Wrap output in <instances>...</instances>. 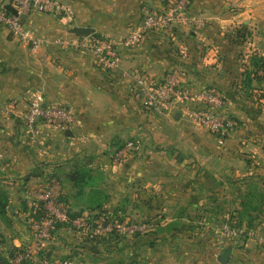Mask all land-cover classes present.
<instances>
[{"label":"crops","instance_id":"1","mask_svg":"<svg viewBox=\"0 0 264 264\" xmlns=\"http://www.w3.org/2000/svg\"><path fill=\"white\" fill-rule=\"evenodd\" d=\"M60 1L72 15L35 12L26 18L42 40L35 49L0 27V107L17 102L15 113L0 118V190L10 200V224L0 218V257L29 241V233L18 229L26 219L27 193L55 175L73 212L161 219L165 230L127 240L135 252L124 264H212L207 247L214 238L207 244L200 235L229 216L244 228L230 262L264 264V213L248 209L259 203L252 187L262 190L264 200V0H190V13L205 22L203 28L184 22L172 34L151 32L133 46L120 45L121 68L114 74L99 68L92 54L56 41L76 35L74 26L121 41L146 9L163 8L169 0ZM176 67L196 88L224 95L223 113L240 122L234 134H212L180 100L157 118L143 109L133 74L161 78ZM39 91L46 103L76 115L74 135L56 125L40 124L37 133L28 129L23 113ZM135 136L143 147L114 164L115 151ZM83 168L93 180L79 192L73 179ZM222 204L232 207L230 215L219 210ZM11 224L15 234L8 232ZM193 241L183 261L178 250Z\"/></svg>","mask_w":264,"mask_h":264},{"label":"built area","instance_id":"2","mask_svg":"<svg viewBox=\"0 0 264 264\" xmlns=\"http://www.w3.org/2000/svg\"><path fill=\"white\" fill-rule=\"evenodd\" d=\"M189 7L190 0H169L163 8L146 9L141 21L121 41L107 35L90 34L73 35L56 42L64 48L92 54L99 68L108 74H114L121 68L120 45L133 46L151 32L172 34L174 28L184 22H191L198 29L203 28L205 22L191 16ZM35 12L72 15L71 7L60 0H0V27L6 28L13 38L26 42L35 49L41 45L42 40L26 24V18ZM185 75L184 69L176 67L161 78L148 72H137L132 77L143 107L155 113H163L168 103L180 100L194 121L212 134L221 138L234 134L240 127V122L237 118L223 113L222 108L226 104L224 95L215 89L196 88L184 80ZM16 108V101L1 106L0 118L15 113ZM23 117L32 133H37L40 124L56 125L62 130L73 129L76 124V115L68 107L46 103L40 91L33 95ZM141 148L139 141H124L113 154V163H122ZM27 195L31 203L24 215L30 228V239L26 244L16 246L20 250L13 256H4L0 264H36L39 261L43 264H73V260L69 258L42 254L47 242L55 238L54 231L58 225H65L73 232L90 239L100 240L109 239L116 234L128 237L142 235L161 225L158 218L132 221L117 216L108 219L106 215L94 218L90 213H80L72 217V209L61 198L63 184L56 176L30 190ZM220 227L216 230L212 226L214 234L217 235L210 251V258L214 261L212 264H237L222 263L219 258L224 248L243 235L244 228L232 224L230 219L222 222Z\"/></svg>","mask_w":264,"mask_h":264},{"label":"rangeland","instance_id":"3","mask_svg":"<svg viewBox=\"0 0 264 264\" xmlns=\"http://www.w3.org/2000/svg\"><path fill=\"white\" fill-rule=\"evenodd\" d=\"M189 14L191 15V16H196V15H194V14H191L190 13V11H189ZM143 109H145V111L150 115V116H152V117H155V118H157V116H161V115H164V112L163 113H161V112H157V113H155V112H152V110H150V109H147V108H143ZM219 138H221V137H219ZM225 138V137H224ZM130 139H134V140H136V141H139V142H141V144H142V147H143V140H142V138H140L139 136H135V137H133V138H130ZM127 140H129V139H127ZM66 182H69V180H67L66 179ZM252 192H253V195L257 198V199H259L258 201H259V203L261 204V206L263 207V208H259V207H261V206H259L258 204L257 205H253V206H248V209H250V207H255V209L254 210H252V211H259V213L257 212V215L256 216H261L264 212V200L262 199V196H263V193H262V190H259L258 188H253L252 187ZM236 193L235 194H239L240 192H238V190H236L235 191ZM29 193V192H28ZM263 202V203H262ZM31 203V200H29L28 202H27V199H26V204H28V207L30 206L29 204ZM225 204H222V207L223 208H219V210L221 209V210H223V215H226L227 213L230 215V208H232V207H229V210H228V207L227 206H224ZM213 206V205H212ZM214 206H217V205H214ZM215 211L217 212L218 210L216 209V210H214L213 212L215 213ZM227 213H226V212ZM24 212V211H23ZM27 211H25V213H26ZM222 215V217H224ZM120 218H122V216H124L123 218H129L130 220H132V221H142V220H146V219H149V218H141V219H137V218H133V217H130V214H123V215H118ZM0 218H2L3 219V217L2 216H0ZM228 219H230V216L228 217ZM232 219V218H231ZM236 219V218H235ZM221 221H222V219H220ZM27 220L26 219H24L23 218V220L22 221H20V223L22 222V226L21 225H19V228L18 229H20V231L22 232V233H24V235H25V237H26V235L29 233L28 231H29V228H28V222H26ZM214 221H216L215 219H212L211 220V222L212 223H216V222H214ZM218 221V220H217ZM220 221V222H221ZM8 224H10V220L8 219V221H6ZM160 222H161V220H160ZM224 222V221H223ZM207 225H209L208 223H206ZM217 224H218V222H217ZM236 224H237V222H236ZM206 225H204V227H205ZM220 226H221V224H220ZM219 225H215V228H216V230H218V229H220L221 227H220ZM12 224H11V226H8V228H9V231L8 232H12ZM17 228V227H16ZM60 228V229H59ZM58 228V232L57 233H55L54 235H55V240L54 239H52V240H50L49 242H47V245H46V247L44 248V250L42 251V254L43 255H45V253L49 250V249H54V248H57V249H60V250H65V251H63L62 253H59L58 251L57 252H55L57 255H65L66 253H67V251H68V246H69V240L68 239H72L73 237H72V233H73V231L72 230H70L69 228H67L65 225L64 226H60ZM158 230H157V232L158 233H160V231H162V230H165V229H163L162 227H161V225L159 226V228H157ZM166 229L169 231L170 230V228H167L166 227ZM206 229H208V231H211V232H209V233H207L205 230H203L204 232H206V233H204L203 235H200L201 237H200V242H205V243H207V244H210L209 243V241H210V239H212V238H214V240H215V236H217V235H215L214 234V232H213V230H212V226L211 225H209V227H206ZM15 231H17V229H15L14 228V232ZM19 231V230H18ZM14 232H12V234H15ZM213 232V233H212ZM67 236V237H66ZM120 237H121V239L120 240H118L117 241V239H118V236L117 237H111L112 239L111 240H113L112 242H108V244H104L105 246H106V248H108V250H105V251H95V252H93V251H90L91 249H87V248H85L84 250L83 249H78L77 251H76V253H74V258H73V264H77L78 262L77 261H83L85 264H124V262L125 261H131L132 260V256H133V253L135 252L134 250V248H135V246L131 243V242H127V240H132L131 238H129L127 235H120ZM136 237V236H135ZM241 237V236H240ZM239 238V237H238ZM237 238V239H238ZM110 239V238H109ZM66 240H68V241H66ZM75 240V239H74ZM123 240H125V241H123ZM57 242V243H56ZM75 243V242H74ZM110 243V244H109ZM195 243H196V241H193V242H188L187 244H186V246H185V251H189V252H185V251H180V250H178V252L180 253V256H181V259L183 260V261H185V259H189L190 258V256H191V253L192 252H190V248L192 247L191 245H195ZM61 244V245H60ZM71 244V243H70ZM190 244V245H189ZM190 247V248H189ZM207 250H209V252L211 251V247H207ZM40 260H41V258H40ZM36 264H43L42 262H38V263H36Z\"/></svg>","mask_w":264,"mask_h":264},{"label":"trees","instance_id":"4","mask_svg":"<svg viewBox=\"0 0 264 264\" xmlns=\"http://www.w3.org/2000/svg\"><path fill=\"white\" fill-rule=\"evenodd\" d=\"M257 63H258V61H257ZM52 176H55V175H51V177ZM92 180H93V178H92L91 170L83 168V169H79L78 171H76L74 173L73 184H74V186H76V188L78 189L79 192H82L87 185L92 183ZM26 199H27V202H28L29 201V197L26 196ZM62 200H63V198H62ZM9 201H10L9 200V196L6 194V191L0 190V216H2L3 218H5L7 220L8 219L10 220V216H9L10 202ZM28 210H29L28 204L27 205L25 204L24 211H28ZM80 213L81 212H79V213L78 212H72V217H74V216H76V215H78ZM92 215L94 216V218H96V217H98L100 215H106L108 217V219H111L112 217L115 216V214H112V213H109V212L108 213H97V214L95 213V214H92ZM117 217H119V216L117 215ZM153 218H158L159 222L161 220V219H159V217H152V218H149V219H153ZM230 222L232 224L236 225L233 222L232 219H230ZM60 226H62V225H58L56 227V230L54 231V234L58 232V228ZM28 228H29V226H28ZM157 228H159V226ZM157 228L155 230L151 231L150 233H146V234H142V235L139 234V235H136V237L157 234L158 233L157 232V230H158ZM204 230L207 233L211 232V231H208V229H206V228H204ZM206 232H204V233H206ZM71 235H72L73 238L72 239H68L69 240V246H68L69 249H68L66 255H57V254H54V253H52L50 251H47L45 253V255L46 256L48 255V256H51V257L54 256L56 258H69V259L73 260L74 253H76V251L78 249H83L84 250L85 248H87V249H91L90 251H93V252H95V251H105V250H108V248H106L105 245L108 244V242H112L113 240H111V239L113 237L115 238V237L118 236L117 241L121 239V237L119 235H117V234L114 235L112 238L105 239V240L90 239V238H88V237H86V236H84V235H82L80 233H77V232H73ZM136 237L132 236V237H129V238L134 239ZM55 238H54V240H55ZM28 239H30V234H29ZM68 240H66V241H68ZM123 241H125V240H123ZM213 243H214V240H213L212 244H210L209 247H212ZM17 250H20V249L17 248V247L12 248L11 251L9 252V255L13 256L16 253ZM69 252H70V254H69ZM210 257L211 256H210V252H209V258ZM4 258L5 257L2 256V257H0V260L4 259Z\"/></svg>","mask_w":264,"mask_h":264},{"label":"water","instance_id":"5","mask_svg":"<svg viewBox=\"0 0 264 264\" xmlns=\"http://www.w3.org/2000/svg\"><path fill=\"white\" fill-rule=\"evenodd\" d=\"M72 33L76 34L77 36H81V35H96V29L91 27V26H74L72 28ZM66 134L67 135H74V132L72 131V129H67L66 130ZM232 252H233V246L232 245H228L226 248H224L223 252L220 255L219 260L222 263H228L231 260L232 257Z\"/></svg>","mask_w":264,"mask_h":264}]
</instances>
